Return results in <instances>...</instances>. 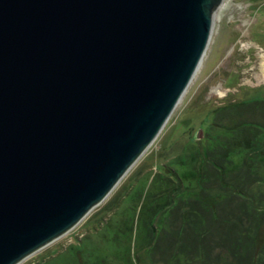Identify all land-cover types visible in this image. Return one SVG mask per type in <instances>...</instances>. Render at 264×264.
<instances>
[{"label": "water", "instance_id": "1", "mask_svg": "<svg viewBox=\"0 0 264 264\" xmlns=\"http://www.w3.org/2000/svg\"><path fill=\"white\" fill-rule=\"evenodd\" d=\"M229 1L0 0V264L112 194L173 116Z\"/></svg>", "mask_w": 264, "mask_h": 264}, {"label": "trees", "instance_id": "2", "mask_svg": "<svg viewBox=\"0 0 264 264\" xmlns=\"http://www.w3.org/2000/svg\"><path fill=\"white\" fill-rule=\"evenodd\" d=\"M242 91L243 98L231 95L210 111L195 132L186 128L189 141L180 148L178 139L169 140L167 156L177 153L179 162L193 168L194 184L171 178L169 188L132 200L138 204L136 221L145 227L150 264H264V91ZM221 120L229 123L209 138ZM168 169L158 165L159 173ZM140 176H131L108 204L117 200L120 207L134 197L135 184L145 183ZM134 222L126 220L129 230Z\"/></svg>", "mask_w": 264, "mask_h": 264}, {"label": "rangeland", "instance_id": "3", "mask_svg": "<svg viewBox=\"0 0 264 264\" xmlns=\"http://www.w3.org/2000/svg\"><path fill=\"white\" fill-rule=\"evenodd\" d=\"M245 88L264 91V0H231L219 10L203 62L155 142L103 203L67 234L21 264H150L143 242L145 227L136 221L138 209L134 206L138 204L132 200H145L152 193L169 188L171 178L180 179L186 186L194 184L193 168L179 162L177 153L167 156L166 149L172 142L169 140L178 139L176 145L180 148L189 141L186 128L194 127L195 132L208 113L231 99V95L243 98V91L239 93ZM226 121L221 120L217 128H212L209 138L216 139ZM236 161L239 164L241 156ZM160 163L169 167L165 173H159ZM136 175H141L139 178L145 183L135 184V198L127 197L120 207H115L117 200L108 204L116 191L122 185L127 187L129 178ZM127 219L135 220L131 231Z\"/></svg>", "mask_w": 264, "mask_h": 264}]
</instances>
